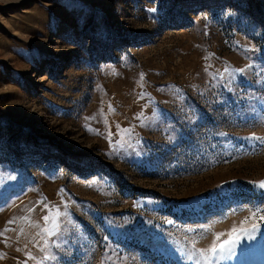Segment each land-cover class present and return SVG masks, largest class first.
I'll return each mask as SVG.
<instances>
[{
	"label": "rangeland",
	"instance_id": "374dc122",
	"mask_svg": "<svg viewBox=\"0 0 264 264\" xmlns=\"http://www.w3.org/2000/svg\"><path fill=\"white\" fill-rule=\"evenodd\" d=\"M261 181L264 0H0V264H264Z\"/></svg>",
	"mask_w": 264,
	"mask_h": 264
},
{
	"label": "snow or ice",
	"instance_id": "6c2138e0",
	"mask_svg": "<svg viewBox=\"0 0 264 264\" xmlns=\"http://www.w3.org/2000/svg\"><path fill=\"white\" fill-rule=\"evenodd\" d=\"M143 79V77H141ZM252 139H261V138H256L252 137ZM259 187L264 189V181H261L259 184ZM257 211H260V209H257ZM43 219L45 222L49 220L48 216H44ZM261 219H264V217H261ZM257 226L253 225V230H256ZM236 232V229H233L232 233H229L230 239L224 241L223 243L217 244L215 241H213L211 247L207 249V255L204 254V252H201V256L205 261L208 262V264H212V261H216L217 264L219 261L224 260V259H229L231 258L232 255H234V250L236 245L239 243V238L233 239L231 238L233 233ZM245 237L248 239H253V232L249 231L245 233ZM219 237H217V240Z\"/></svg>",
	"mask_w": 264,
	"mask_h": 264
}]
</instances>
